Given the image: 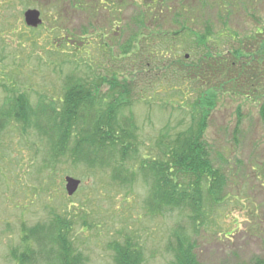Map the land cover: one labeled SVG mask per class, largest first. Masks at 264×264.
<instances>
[{"label":"rangeland","instance_id":"obj_1","mask_svg":"<svg viewBox=\"0 0 264 264\" xmlns=\"http://www.w3.org/2000/svg\"><path fill=\"white\" fill-rule=\"evenodd\" d=\"M83 1L87 3L81 11L72 8L70 0H0V109L18 92L34 106L41 98L60 105L69 77L112 75L117 67L122 76L121 46L139 31L134 23L143 0H120L108 7L111 10L100 0ZM169 5L156 23L147 19L149 30L174 35L185 29L203 32L209 25L214 36L221 37L223 51L229 41L236 47L242 38L264 34V0H169ZM28 9L41 12V26L26 25ZM234 33L239 34L235 41L228 37ZM253 37L248 38L250 44L259 43ZM194 39L195 35L186 36L190 51L183 55L201 52L193 47ZM251 51L259 53L257 47ZM129 65L136 71L135 93L144 94L129 109L141 141L138 158L128 163L138 173L133 183L114 181L110 169L75 162L70 152L54 160L47 137L34 128L9 124L1 133L0 264H17L11 251L21 246L22 229L56 212L74 220V245L87 257L86 264H117L114 247L127 242L141 249L142 264H174L170 245H178L174 230L180 225L181 235L194 241L198 264L264 260V62L257 59L252 63L256 70L246 64V72L237 73L248 83L243 90L234 84L217 92L205 140L213 164L227 176L226 197L212 209L206 206L211 209L209 219L197 233L187 206L151 211L149 183L138 171L144 155L160 156L157 143L162 132L174 134L190 125L192 111L182 106L187 96L192 101L196 94L176 92V83L168 88L157 73ZM239 65L234 66L237 71ZM250 85L253 89L247 91ZM67 175L81 180L72 196L65 187Z\"/></svg>","mask_w":264,"mask_h":264},{"label":"trees","instance_id":"obj_2","mask_svg":"<svg viewBox=\"0 0 264 264\" xmlns=\"http://www.w3.org/2000/svg\"><path fill=\"white\" fill-rule=\"evenodd\" d=\"M100 1L105 8L120 3V0ZM86 3L70 0L72 8L81 11ZM170 8L169 0H143L134 23L139 31L121 46L124 58L122 76L117 67L112 75L97 74L95 78L92 67L88 65L92 75L66 79L60 105L55 100L41 98L34 106L23 92H18L0 109V136L9 124L34 128L42 137H47L48 151L54 160L70 152L75 162L110 169L114 181L133 183L138 173L131 165L133 163H128L138 158L141 141L135 115L129 109L136 99L144 98V94L139 97L135 93L133 82L136 71L129 64H140L143 68L139 70H150L157 73L161 81L165 79L166 87L169 88L173 82L176 83L173 87L176 92L184 94L192 91L196 94L192 101L187 96L188 102L185 107L182 106L192 111L190 125L174 134L162 132L157 143L160 156L144 155L138 171L149 183L151 211H162L164 208L185 210L187 206L191 210L192 228L197 233L207 224L210 210L226 197L227 176L225 171L213 164L205 140L210 111L216 106L219 89H226L228 85L234 88V84H237V89L245 88L247 81L238 79L237 73L243 75L246 64L251 70H256L252 63L257 59L264 62V34L261 31L259 34L262 37L257 34V37L249 36L253 37V41H259L256 44H250L249 37L238 41L236 47L234 42L229 41L227 50L223 51L221 37L214 36L209 25L203 32L185 29L177 34L174 32V35L162 29L149 30L147 19L156 23L161 13ZM183 27L187 28L185 24H182ZM145 30L148 31L143 33ZM187 35H195L193 47L201 52L182 54L190 51V45L186 44ZM233 35L228 37L235 41V35L239 34ZM85 41L80 42L83 44ZM251 47H257L259 53L251 51ZM104 50L106 53L108 49ZM194 55L200 56L197 61L193 60ZM228 56L234 59L227 60ZM236 64L241 65L239 71L234 67ZM104 86H108L106 91H103ZM250 89L253 87L247 86L246 90ZM182 228L180 225L174 230L178 245H170L175 255L174 264H198L194 241L188 239L187 234L181 235ZM73 230L72 218L53 213L48 220L31 227L25 226L21 246L11 253L17 264H86L87 257L74 245ZM114 248L117 264L143 263L141 249L132 243H117ZM255 260L253 264H264L263 259Z\"/></svg>","mask_w":264,"mask_h":264},{"label":"water","instance_id":"obj_3","mask_svg":"<svg viewBox=\"0 0 264 264\" xmlns=\"http://www.w3.org/2000/svg\"><path fill=\"white\" fill-rule=\"evenodd\" d=\"M40 16V11L36 9H28L24 14L26 24L31 27H37L42 23V19ZM65 180L68 195H74L75 192L78 190L79 186L81 185V180L72 176H67Z\"/></svg>","mask_w":264,"mask_h":264}]
</instances>
